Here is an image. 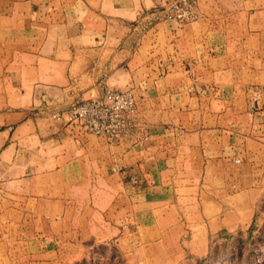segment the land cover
Masks as SVG:
<instances>
[{"label":"crops","instance_id":"0c3cea01","mask_svg":"<svg viewBox=\"0 0 264 264\" xmlns=\"http://www.w3.org/2000/svg\"><path fill=\"white\" fill-rule=\"evenodd\" d=\"M158 2L0 0V264H198L264 225V0ZM103 86L148 139L50 117Z\"/></svg>","mask_w":264,"mask_h":264},{"label":"built area","instance_id":"2783aa9c","mask_svg":"<svg viewBox=\"0 0 264 264\" xmlns=\"http://www.w3.org/2000/svg\"><path fill=\"white\" fill-rule=\"evenodd\" d=\"M196 0H159L156 9L164 20L179 24L198 19ZM36 108L44 114L45 108ZM253 106V105H251ZM54 120H62L79 131L105 138L109 143L129 141L133 144L148 139V132L141 121L136 98L131 90H115L107 86L92 88L84 97L73 101L62 111L49 113ZM133 182L135 180L131 179Z\"/></svg>","mask_w":264,"mask_h":264},{"label":"rangeland","instance_id":"374dc122","mask_svg":"<svg viewBox=\"0 0 264 264\" xmlns=\"http://www.w3.org/2000/svg\"><path fill=\"white\" fill-rule=\"evenodd\" d=\"M225 244L230 250H216L198 264H264V225L232 234ZM225 244L223 246H225Z\"/></svg>","mask_w":264,"mask_h":264}]
</instances>
